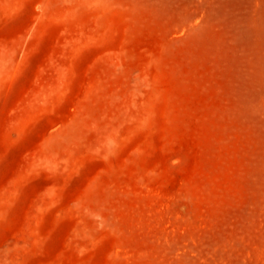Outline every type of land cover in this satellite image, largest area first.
<instances>
[{
	"label": "rangeland",
	"instance_id": "obj_1",
	"mask_svg": "<svg viewBox=\"0 0 264 264\" xmlns=\"http://www.w3.org/2000/svg\"><path fill=\"white\" fill-rule=\"evenodd\" d=\"M0 264H264V0H0Z\"/></svg>",
	"mask_w": 264,
	"mask_h": 264
}]
</instances>
